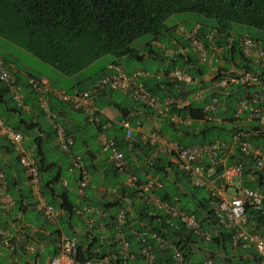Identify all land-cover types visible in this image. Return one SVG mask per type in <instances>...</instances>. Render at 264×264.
<instances>
[{"label":"trees","instance_id":"obj_1","mask_svg":"<svg viewBox=\"0 0 264 264\" xmlns=\"http://www.w3.org/2000/svg\"><path fill=\"white\" fill-rule=\"evenodd\" d=\"M190 15L202 19L199 20L200 25L198 24L199 30L197 36H199V40H201L204 47L203 36L206 39V36L209 34L208 31L211 29H214L216 32L215 44L217 46L220 45L221 39L225 40L230 36L229 28L233 24L244 25L248 28L264 32V0H0V39L3 43H10L14 47L27 52L38 61L55 68L63 76L71 77L105 56H109L112 60L110 64L121 65V62L124 60L142 61V53L140 52H143L141 50L144 46H141L140 49L131 47V43L135 39L145 35H150L153 41L165 39L169 31L172 30V26L166 25L167 19H171L172 17L179 18L180 16L188 18ZM208 21H211L212 25H208ZM250 39L254 42H261V47L264 50V40L259 41L252 37ZM227 51L229 52V50ZM230 53H235L238 60L244 62V65H241L239 69L250 71L251 67L245 62L246 60H244L236 46L230 48ZM4 57L3 53H0V59L2 60L3 58L6 61ZM175 60H178V56L174 55L168 63L171 65ZM193 61H189L188 64L192 63L191 66L193 69L195 68V72L186 71L195 80L193 84H196L197 79L195 75H200L201 72L200 66L198 67L196 62ZM222 61L223 66L216 68L217 74L211 79L212 83L219 80V77L227 75L228 64L232 60H230V56L223 55ZM8 63L13 65L12 62ZM167 70H160L161 75L153 77V80L158 81L155 86L165 85L167 87L184 88L180 84L163 78L169 72ZM107 73V68H104L99 70L95 76L84 79L76 85H80V90H86L97 78ZM14 78L17 83V77L14 76ZM142 83L146 90L153 94L154 86L148 87L147 83ZM23 85L25 87L23 89L27 90L28 94H31L32 92L27 89L25 82ZM261 87L264 88L263 69H261L255 85L233 84L221 90L213 89L209 97L205 99L204 104L207 105L215 99L216 107L214 112L204 111V104L196 106L191 101L180 108H176L174 104H171L169 112L175 113L177 116L189 117L192 120L191 126L181 129V135H184L185 138L178 136L173 138L176 144L180 146L205 145L215 140L228 144L231 146V152L227 155L224 165L229 166L233 163H239L242 168L241 186L264 193V168H256L252 158L244 156L238 149L240 142H246L255 146L264 145V131L255 125V122H252L254 120H249L248 122L246 114L237 118L233 116L239 100L250 97L253 94L252 90L258 88L260 91L256 90L255 92L259 93V95L260 92L264 94V90ZM106 91L112 92L111 90L103 91L97 100ZM185 95L187 94L184 93L182 97L184 98ZM127 97L130 99L129 96ZM262 97V101H256L257 106H264V95ZM35 103L36 110L43 116L37 102ZM103 105L112 106L109 103ZM0 109L7 114L14 113L16 116L20 114L19 109L11 101L7 90L1 84ZM214 114L220 119V123L209 119ZM1 117L3 118L4 116ZM121 117L126 118L124 114ZM7 121L9 120L7 119ZM99 122L103 123L100 118ZM198 122H201L200 127L195 130L194 127L197 126L196 123ZM100 123L94 125L99 129ZM16 124L9 123L14 130H20L19 122H16ZM30 126L23 125V131L29 132ZM44 135L48 138L45 139L44 137L37 140L38 138L36 137L32 139V144L34 145L33 155L36 159L37 170L41 177V195H43L47 204L58 201L59 210L69 216L85 202L110 211L98 233H95L93 229L90 238H87L85 234L82 235V240L77 244L75 256V259L80 263L88 260L91 261V259H99L105 254L107 248H111L110 245H106L105 240H101V237L105 238L113 234L109 221L112 215L119 210L123 211L126 216L127 225L122 227V231L129 243L130 250L133 252L136 251L140 240L130 233L131 229L138 231L148 228V231H153L167 243L176 246L182 252L185 261L189 264H202L205 259L212 260V264H218V262L227 264L241 263V254L237 257L238 263H232L230 253L233 251L230 245L231 231L217 223L214 219L213 211L209 204L210 198L208 193H206V197H202L200 200L194 199L195 191H202V188L191 186L187 177L177 171L169 160L161 158L149 160L151 158L150 153H152L149 147L145 146L147 148L144 149L146 150L145 153L139 150L138 152H141L139 154L137 151L135 152L137 145L133 143L130 146V140H126L124 135L119 138L118 143H123L122 154L125 165L123 171L118 172L107 162L104 177L109 176L115 182L112 183L113 186L104 188L103 197L108 200L104 202L101 199L97 201L87 198L86 190L90 189L89 185L91 184L89 177L82 194L78 193V173L81 170L74 172L76 176L73 178V183H76L77 186L75 193L68 191L66 186L61 185V168H53L56 166L55 163H46L44 159L43 145L45 143L43 141L48 140L46 142L48 143L54 139L50 126L44 131ZM68 135L71 136L72 142H74L75 138L70 134ZM61 154L63 155L61 160L64 159L62 161H65L69 168V155L64 152ZM69 154H72L71 147ZM131 156L138 160L142 156V161H140L146 169L140 170L141 176L140 174H136V171H133L132 168H128L126 160L130 159ZM80 157L82 169L89 176L91 161L83 156ZM202 164L206 167L207 162H202ZM0 170L2 171V169ZM214 170L215 174L218 173L220 166L214 167ZM48 172L53 173L50 177L46 176L44 178L42 174ZM128 174L134 176L136 185L144 182L147 177L158 178L163 186L161 189L154 191L155 195L170 201L176 198L180 207L187 213L193 214L199 220L200 227L210 232L211 237L209 242L206 244L198 243L199 245H196L198 241L189 232L183 231L176 226L169 227L162 222H157L156 217L158 216H148L147 212L150 208L139 202V198L135 197L133 192L134 188L123 186V182ZM119 176H122L123 179L119 180ZM5 180L7 182L8 193L12 196L6 176ZM57 183H60L59 187L56 186ZM179 184L180 186H178ZM108 188L114 189L122 198L109 196L107 193ZM71 196L75 198H71ZM76 198L81 201L79 206L75 204L74 200ZM190 200H194V204H190ZM14 202L15 204L16 202L21 203V201ZM245 214L248 231L264 238V213L246 208ZM67 235L70 236L71 233H67ZM72 235L74 234L72 233ZM147 241L153 243L148 238ZM104 246L106 247L104 248ZM94 247L100 248L99 254L92 253L91 250ZM237 248L234 249V252L242 251L240 247ZM246 253L252 260L260 261L253 250H247ZM154 254L157 264H165L166 260L169 259L167 249L162 254L155 250ZM218 255L221 258H218L217 261ZM139 259L140 257L136 258V260ZM110 264L114 263L110 262Z\"/></svg>","mask_w":264,"mask_h":264},{"label":"built area","instance_id":"obj_2","mask_svg":"<svg viewBox=\"0 0 264 264\" xmlns=\"http://www.w3.org/2000/svg\"><path fill=\"white\" fill-rule=\"evenodd\" d=\"M195 25L191 31L183 32L185 38L189 39L194 48L198 62H205L204 45L196 39L195 34L198 29ZM181 30V29H179ZM215 32L212 31L206 36V40L210 42L215 53H219V49L214 44ZM240 54L246 60L252 61L257 67L264 70V50L260 44L253 42L247 36H244L239 41ZM215 62H220L218 57H215ZM108 73L97 78L91 86L82 91H76L71 94L64 92H55V98L73 110L81 112L84 119L93 124H99V116L94 108V102L98 96L105 90L119 91L130 99L144 107L156 110L161 115H168L169 99L159 101L153 94L146 90L143 83L140 81L142 72L135 71L130 74H125L121 66L117 64H109L107 66ZM258 72L242 70L238 74H227L219 77L214 84L216 90H221L233 84L240 85H255L259 78ZM166 78L180 85H190L195 80L191 75L183 70L174 69L166 74ZM0 84L7 90L8 95L14 105L24 110L26 106L23 104V95L21 86L15 82L14 75L8 71L3 61L0 59ZM27 89L35 95V99L43 117L48 122L54 134L56 147L69 155L68 171L78 173V193L82 194L86 187L88 174L82 169L81 157L78 155L69 154L72 145V138L64 128L57 123L56 114L49 109L47 95L51 92L46 81L41 79L27 77L25 79ZM216 100L213 99L205 106V111L214 112ZM246 114L248 120H254L262 131H264V106H257L256 101L251 98L239 100L234 110V118ZM170 122L175 125L188 126L191 119L189 117H180L177 115L169 116ZM210 120L220 123V119L214 114L209 117ZM109 121L100 123L101 128L109 127ZM123 135L126 140L131 139L132 128L126 119L119 122ZM0 136L6 141L11 148L18 165L23 169L26 179L30 184V196L33 199V209L40 217L49 223L56 221L59 211L48 205L40 195L39 173L37 170L36 160L33 152L23 148V135L7 125L0 117ZM161 136L152 134L149 137V143L155 145L160 143ZM102 151L108 152V162L118 172L123 171L125 162L121 152L117 148L115 141L109 139L103 142ZM238 149L241 154L252 158L256 168H264V145L255 146L246 142H240ZM170 154V163L172 166L185 175L191 186L195 188L205 189L210 198V207L212 208L214 219L217 223L225 228L230 229V245L232 250L240 247L242 250H253L260 261L264 264V238L256 233L250 232L247 229V217L245 214L246 208H251L264 213V193L257 190H250L241 186L240 178L242 168L239 163H233L229 166L221 165L223 158L231 152V146L222 143L218 140L212 141L205 145H189L180 146L171 143L168 148ZM152 155L149 160L155 159ZM202 162H207L206 167ZM220 166L218 173H214V167ZM214 174V175H213ZM250 178V177H249ZM251 179V178H250ZM132 175H127L123 182L124 187L134 188L135 197L139 198V202L150 208L147 212L148 216H158L157 222H162L169 227H178L183 231L189 232L199 244H206L210 240V232L203 230L200 227L199 220L190 213H187L180 207L176 198L170 200L162 199L155 195L154 191L162 188L161 181L156 177H147L144 182L137 184ZM216 183L218 186H216ZM61 185L66 186V182L61 180ZM234 187V194L225 195V189L221 187ZM109 196L120 197V194L112 188L107 189ZM125 200V199H123ZM15 202L8 193L7 182L3 171L0 170V213L2 216L8 214L14 207ZM75 213L81 218L82 226L80 235L85 234L88 238L91 237L93 229L99 230L102 228L104 220L107 217V210L96 205H91L85 202L81 207L75 209ZM158 214V215H157ZM113 234L107 237H101V240L106 241V245H110L114 251L106 252L99 259H91L80 263L75 259L77 253V234L68 237L64 234L57 236L55 241V254L48 260L47 264H127L130 261L140 257L145 264H157L154 251L162 254L165 249L168 250L169 259L165 264H189L185 261L182 252L174 245L167 243L153 231L133 230L131 234L140 240L135 252L130 250L129 243L125 239L122 227L126 226V216L123 211L119 210L112 215L109 221ZM17 232H24L21 225L13 223ZM11 232L3 227H0V242L8 249H12L10 240ZM147 238L153 242L149 243ZM199 243V244H198ZM27 252H33V247L25 245ZM93 254H99L100 248L94 247ZM202 264H212V260L205 259ZM227 264V263H220Z\"/></svg>","mask_w":264,"mask_h":264},{"label":"crops","instance_id":"obj_3","mask_svg":"<svg viewBox=\"0 0 264 264\" xmlns=\"http://www.w3.org/2000/svg\"><path fill=\"white\" fill-rule=\"evenodd\" d=\"M194 16V15H193ZM197 19H194L192 22H190L191 16L188 18H184V16L178 17H172L171 19L174 20L171 25H168L169 27L172 26V30L169 31V34L167 35V47L160 43V41H153L150 39L146 43H144L142 58L140 62L137 61H127L124 60L121 62V67L123 69V72L125 74H130L135 71L142 72V76L140 77V81L147 83L148 87H153V94L156 96V98L159 101H162L163 99H169V108H168V115H161L156 110L148 109L141 107L138 103L128 99L127 95H124L120 92H108L106 91L104 94L101 95V97L94 103V108L101 120V122L109 121L110 125L107 128H101L96 127L92 123H88L81 112L77 110H73L72 108L68 107L67 105L60 103L56 98L54 93L55 92H64L67 94H71L76 91L80 90V85H76L78 82L87 79L89 77L95 76L97 73L85 77L82 75V70L78 74H75L71 77L63 76L62 74H59V77L61 81H65L66 79H74L75 83L68 87L67 89H63L62 87H53L50 82L44 78L41 75H31L27 72L22 73V70L15 67V65H10L8 61L3 60L2 61L5 65H9L11 69H9L10 72L13 73L15 77H17L18 81L17 83L21 86V93L23 95V104L26 106V109L21 110L19 109V115L16 116V114H7L4 113L2 109H0V117L4 116L2 119L3 121L9 125L10 122L14 123V125H17L16 122H19V131L23 137V148L26 150H30L34 152V145L32 144V139L38 138L37 140L43 139L46 137L44 135V131L49 126L46 119L36 110V101L34 94H28L27 90H24V82L25 78L27 77H33L38 78L41 80L47 81L49 87L51 88V92L47 95L48 105L52 112L56 114V121L60 123L66 130V132L70 135H72L75 140L72 142L71 146V152L74 155L83 156L84 158L91 161V169H90V175L89 179L91 181V184L89 185L88 190H86V195L88 199H93L99 201L107 202L108 200L103 197L104 196V188L107 186L104 185L105 183V173L104 170L106 169V164L108 162V152L102 151L101 146L103 142L106 140H113L117 144L118 150L123 152V143H118L119 138L123 137V131L120 128L119 121L122 119H127L131 128H132V135L131 139L129 141L130 146L131 144L137 145V148L135 152L141 154L145 153L146 150H144L147 146L151 149L152 155H155V158H161L166 159L170 161V154L168 152L169 145L171 143H175L176 136L178 137H184V135H181V129H185V127L191 126V122L188 126L184 125H175L170 122L169 116L176 115L175 113H170V105L174 104L176 108H180L187 104L188 102H192L196 106H202L205 103V99L209 97V94L211 91H213L215 82L211 81L213 79V76L217 74V67L223 66V55L230 56V63L228 64V68L226 71V74H238L242 70L239 69L241 65H244V62L239 61L238 57L235 53H230L231 47H237L238 41L243 35H248V33H244L243 35L239 36L238 41H235L232 37V32L230 31V36L223 40L221 39L220 45L222 47L217 46L215 44L216 36L214 37V44L219 49V53H215L213 45L208 42L203 36V40L205 42V62H198L196 61V53L194 51L193 46L190 44L189 40H187L183 34V32H189L192 30L193 26L195 24H199L202 20L199 17L195 16ZM208 25L211 24V21L207 22ZM200 25V24H199ZM231 27V26H230ZM181 29V30H179ZM211 29L208 31L210 33ZM198 32V31H197ZM207 33V34H208ZM259 35H263L262 38H264V33L259 31L257 32ZM196 38L199 40V36ZM251 37V36H250ZM253 38V37H252ZM253 39L260 40L257 37H254ZM201 42V40H199ZM3 43V42H2ZM261 44V42H259ZM2 45H6L3 43ZM145 50V51H144ZM229 50V52L227 51ZM8 54V53H6ZM178 56V60H175L174 63L170 65L168 61L173 56ZM215 57H218L220 62H215ZM195 61L196 65L198 67L200 66V75L196 76V84H190V85H182L184 88H178V87H167L165 85L155 86L158 81L155 79L153 80V77L156 75H161V72L159 73L158 70L164 71V69H168L167 71H172L174 69L183 70L187 72L186 70H189L191 73L193 71L195 72V68L191 66L192 63L188 64L189 61ZM246 60V59H244ZM111 59L105 63V65L100 69H106V67L111 63ZM147 61H154L158 63L159 69H156L153 73H150L146 69L137 68L134 66L135 63L143 64ZM193 61V62H194ZM247 64L251 67L250 70L260 73L261 69L257 67L252 61L246 60ZM42 63V62H41ZM164 63V65H163ZM44 64V63H43ZM123 64L127 67L125 68ZM47 65V64H46ZM51 67V66H50ZM90 67V66H89ZM87 67V68H89ZM53 68V67H52ZM86 68V69H87ZM145 68V67H144ZM59 73V72H58ZM189 73V72H187ZM159 78V77H157ZM163 78H166L163 77ZM162 79V77H161ZM168 79V78H167ZM164 80V79H163ZM189 87V90L186 88ZM261 89L264 90L263 87ZM256 90L260 91L258 88H255L252 90L253 94L250 95L251 98H253L255 101L259 100L262 101V94L255 92ZM263 92V91H262ZM188 93L189 95H185L184 98L182 97L183 94ZM109 103L112 106H106L103 104ZM205 105V104H204ZM206 106V105H205ZM205 106L204 111H205ZM124 114L126 118L121 117V115ZM182 117V116H180ZM7 119L9 121H7ZM6 120V121H5ZM249 122V120L247 119ZM255 122V121H252ZM23 123V124H21ZM92 125L93 132L90 134L89 137H87V128H85L88 125ZM197 126L194 127L195 130L200 127L201 122L196 123ZM257 125V123H254ZM23 125L29 126L30 131L24 132L23 131ZM11 127V125H9ZM258 126V125H257ZM158 134L161 136L160 143L155 144L154 146L149 143V137L152 134ZM52 137V136H51ZM90 138L92 140H90ZM48 140L43 141L45 143L43 145V153H44V159L46 163H55V167L61 168V158L63 155L60 153L58 148L55 145L54 139L46 143ZM3 146V147H2ZM129 146V147H130ZM147 149V148H146ZM141 152H138V151ZM123 157V154H122ZM169 157V158H168ZM227 157L223 158L221 165L225 166V160ZM124 160V159H123ZM142 156L141 159H137L133 156L130 157V159H127L126 162L128 164V168H132V170L136 171V174H140V170L146 169L142 165ZM125 162V160H124ZM65 168L67 169V164L64 161ZM0 169H2L4 175L6 176L8 180V186H10V189L12 191V199L14 201H21V203L16 202L13 209L6 215L2 216L0 213V226H3L4 228L8 229L11 234L12 238L10 240V245L12 246V249H8L6 246H3L0 242V264H47L48 260L55 254L56 248H55V241L58 235L64 234L68 237L74 236L77 234V244L82 240V235L78 234L80 233V228L82 226V220L81 218L75 213L69 216L68 214L62 212L59 210L58 207V201L52 204H48L59 211L58 218L53 223H47L43 221L40 218V215L33 209V199L30 196V184L26 179V175L24 171L21 169V167L18 165L14 154L11 151V148L6 143V141L0 136ZM53 173V172H52ZM52 173H44L42 174L45 178L46 176L50 177ZM74 176V174H73ZM141 176V174H140ZM60 180H65L62 178V175L60 177ZM75 178V177H74ZM182 181V179H180ZM57 187L60 186V183L56 184ZM180 186V184L178 185ZM216 186L218 184L216 183ZM39 187H41V177L39 176ZM66 187L68 191H72V193H75V189H70L68 187V183L66 181ZM222 190L225 189V195H232L234 194L235 188L234 187H227L223 186L221 187ZM205 193L207 191L205 189H202ZM40 195H41V189H40ZM43 200L47 203L43 195H41ZM75 198V197H74ZM194 199H197L194 195ZM195 200V201H196ZM76 206H79L81 204V201L77 198L74 200ZM193 204H194V200ZM128 206V205H127ZM17 209V210H16ZM109 212L107 213V216L109 215ZM29 214V215H28ZM107 218V217H106ZM13 223H16L18 225H21L24 228V232H17V230L14 228ZM95 233H98V230L94 229ZM67 233H71V235H67ZM72 233L74 235H72ZM25 245H30L33 247V252H27L25 250ZM106 246H104L105 248ZM238 249V248H237ZM242 250V249H240ZM114 251V248L109 249L107 248L105 250L106 252H112ZM244 251V252H243ZM247 250L242 251H231V260L232 263H238L237 257L241 254L242 255V261L240 264H263L261 261L252 260L250 256L246 253ZM221 258L220 255L217 257ZM142 260V259H139ZM220 262H218L219 264Z\"/></svg>","mask_w":264,"mask_h":264},{"label":"rangeland","instance_id":"obj_4","mask_svg":"<svg viewBox=\"0 0 264 264\" xmlns=\"http://www.w3.org/2000/svg\"><path fill=\"white\" fill-rule=\"evenodd\" d=\"M190 22H192L194 19H197L195 16L190 15ZM174 20L173 19H167L166 21V25H171V23H173ZM230 31L233 33L232 37L235 41H238L239 36L243 35L244 33H248L251 37H257L260 40H264V38H262L263 35H259L257 34V32H259V30L256 29H252V28H248L244 25H238V24H233L230 27ZM264 33V32H263ZM150 35H145L143 37L137 38L135 39L132 43H131V47L136 48V49H140V47L142 45H144V43H146L147 41H149ZM167 37L165 39H160V43H162L163 45H167ZM2 40L0 39V53H3V55L5 56L4 58L6 59V61L8 62H12L15 67L19 68L20 70H22V73L27 72L33 76L35 75H41L44 78H46L50 84L54 87H62L63 89H67L68 87H70L71 85H73L75 83L74 79H66L65 81H61L58 71L55 68L50 67L49 65H46L45 63H41L40 61H38L37 59H35L34 57H32L30 54H28L27 52L14 47L12 44L10 43H5L6 45H2ZM167 47V46H166ZM8 53V54H6ZM143 53V52H140ZM110 60L109 56H105L97 61H95L93 64L90 65L89 68L85 69L84 71H82V75L85 77L91 76L95 73H97L104 65L107 61ZM164 65V63H163ZM5 68L7 70L11 69V67L9 65H5ZM123 66L125 68H127L124 64ZM134 66H136L137 68H141V69H146L147 71H149L150 73H153L154 71H156V69L158 67V63L156 62H152V61H147L143 64H138L135 63ZM145 67V68H144ZM158 72H160V70H158ZM61 75V74H60ZM36 77V76H35ZM26 79V78H25ZM45 81V80H44ZM47 82V81H46ZM189 90V87H186ZM114 92H119V91H114ZM121 93V92H120ZM187 95H189L188 93H186ZM85 128H87V137L90 136V134H92L93 132V127L92 125H88ZM90 140H92L90 138ZM68 169V166H67ZM74 172H67L66 168H65V164L64 161L61 162V175L63 179H66L67 183H68V187L70 189H75L76 183H73V178L76 176V174L73 176ZM118 179H123L122 176H119ZM65 181V180H64ZM65 181V182H66ZM115 180L111 179V177H106L105 179V186H113L112 183H114ZM72 195V194H71ZM195 197L197 199H201L202 197H206V193L204 191H195L194 193ZM74 196H71V198H73ZM126 202V201H125ZM56 203V201L54 202ZM127 203V202H126ZM185 203V202H184ZM190 204H193V201L190 200L189 201ZM192 208V207H190ZM29 215V214H28ZM41 218V217H40ZM42 219V218H41ZM43 220V219H42ZM44 221V220H43ZM127 264H145L143 260H134V261H130Z\"/></svg>","mask_w":264,"mask_h":264},{"label":"clouds","instance_id":"obj_5","mask_svg":"<svg viewBox=\"0 0 264 264\" xmlns=\"http://www.w3.org/2000/svg\"><path fill=\"white\" fill-rule=\"evenodd\" d=\"M198 25V24H197ZM195 26V25H194ZM193 26V27H194ZM199 26V25H198ZM199 28V27H198ZM199 29H197V31H198ZM197 31H196V33H197ZM214 32H215V30H213ZM215 34H216V32H215ZM196 35V34H195ZM244 36H247L249 39H250V37L248 36V35H243L241 38H243ZM196 37V36H195ZM214 37H215V35H214ZM241 38L239 39V41L241 40ZM187 39V38H186ZM197 39V38H196ZM187 40H189V39H187ZM198 40V39H197ZM251 40V39H250ZM239 41H238V46H239ZM190 42V41H189ZM254 42V41H253ZM255 43H258V44H260L259 42H255ZM191 44V43H190ZM260 46H261V44H260ZM262 48V47H261ZM239 51H240V49H239ZM197 58V57H196ZM198 60V59H197ZM118 65V64H117ZM120 66V65H119ZM107 68V67H106ZM122 68V67H121ZM9 71V70H8ZM168 73V72H167ZM166 73V74H167ZM166 74H165V76H166ZM38 79V78H37ZM193 84V83H192ZM82 91V90H81ZM33 94V93H32ZM35 96V95H34ZM97 100V99H96ZM89 123V122H88ZM93 124V123H92ZM33 154H34V152H33ZM36 160V159H35ZM205 167V166H204ZM214 175V174H213ZM0 227H3V226H0ZM4 228V227H3ZM220 264V263H219Z\"/></svg>","mask_w":264,"mask_h":264}]
</instances>
